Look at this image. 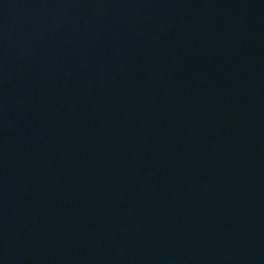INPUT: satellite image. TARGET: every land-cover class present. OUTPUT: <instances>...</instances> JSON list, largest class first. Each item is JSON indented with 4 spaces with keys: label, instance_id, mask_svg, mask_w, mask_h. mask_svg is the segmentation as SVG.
<instances>
[{
    "label": "water",
    "instance_id": "water-1",
    "mask_svg": "<svg viewBox=\"0 0 264 264\" xmlns=\"http://www.w3.org/2000/svg\"><path fill=\"white\" fill-rule=\"evenodd\" d=\"M0 18L264 139V0H0Z\"/></svg>",
    "mask_w": 264,
    "mask_h": 264
}]
</instances>
